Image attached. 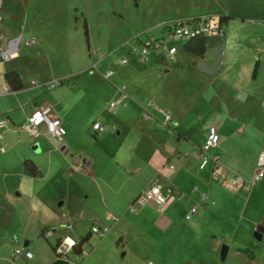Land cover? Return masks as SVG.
I'll return each mask as SVG.
<instances>
[{"label": "rangeland", "instance_id": "rangeland-1", "mask_svg": "<svg viewBox=\"0 0 264 264\" xmlns=\"http://www.w3.org/2000/svg\"><path fill=\"white\" fill-rule=\"evenodd\" d=\"M205 2L4 0L2 39L25 35L32 29L42 32L44 36L46 50L42 51L40 57L23 60L25 54L21 52L24 57L20 59L23 75L35 78L41 76V80L47 82L57 75L60 77L54 80L67 81L70 76L76 81L84 79L80 89L98 94H91L93 96L76 104L74 119L78 132L73 137L72 151L66 154L59 151L60 157H72L71 153L78 156L83 152L94 158L93 170L98 177L90 179L78 172H70L62 184L66 190L71 189L65 192L66 203L59 207L49 200L48 205L37 206L34 201L35 189L43 184L44 179L33 180L32 172L24 168L23 159L20 160L21 157H30L27 154L31 152L30 148L22 143L27 134L23 131L8 132L4 139L5 151L0 150V264H44L50 253L55 255L51 244L56 243L59 235L74 238L85 235L93 221H102L97 215L108 213L121 218L117 222L118 226L110 229L104 237L90 236L84 244L90 255L86 257L85 264H264V237L259 241L251 230L253 219L264 208V177L251 185L249 195L252 193L254 199L253 203L248 204L245 196L237 197L224 189L221 181L213 178L207 167L200 168L198 154L191 150L189 157L176 155L172 159L176 171L182 172L185 169L186 175L180 178L184 193L181 191L177 194L181 197L175 198L177 204L171 211L161 218L162 209L152 211L139 205L134 212L130 210L132 201L128 204V200L140 184L149 182L152 174L150 169L132 174L124 172L114 162L108 163L104 157L110 156L104 150L101 133L97 140L93 131L87 129L104 99L106 85L111 84L110 80L114 81L115 74L107 80L104 71L100 69L97 71L86 67L76 71L85 58L93 57L94 61L103 58L100 63H113L114 72H119L121 76H124L125 68L117 63L119 57L127 56L136 65L148 67L152 59L158 60V56L151 54L149 62L139 63L129 47L122 46L128 41L132 45L142 46L138 35L145 39L147 35L159 32L163 22L206 15L196 13L201 11L202 6H207ZM208 5L214 7L219 3L214 1ZM194 12L195 15H190ZM256 29L258 34L256 30L252 33L262 41L264 25ZM252 33L241 32L239 44L228 50L239 76L248 67L246 64L250 58L240 53L253 45L250 39ZM210 43L208 39L211 48L206 57L198 58L186 50L183 38L180 39L177 54L173 58L161 59L159 67L152 68L144 75L138 74L136 86L143 93L144 99H153L149 96L154 95L158 102L172 105L180 121L189 123L188 126L200 125L207 110L213 109L206 120L218 118L228 121L234 137L241 139L246 132H257L256 129L264 126V76L259 83L249 87L246 86L248 83H243L244 94H237L230 82L220 83L216 80L215 75L221 67L223 45L212 47ZM24 49L25 45H22L21 51ZM261 59L264 64V53ZM163 66L169 67V70H163ZM61 88L66 91L75 89L70 80L51 91ZM217 130L219 132L218 127ZM145 132H139L136 125L128 127L125 141L119 147L116 157L123 158L122 162L128 160L140 163L149 157H159L160 153L172 152L174 144L167 138L159 146L158 141L149 139ZM221 140L220 137L219 145ZM190 145V142L182 141L179 147L189 151ZM247 145L250 151L257 149L253 142L247 141ZM57 155L55 152L53 157ZM76 187L84 188L90 194L83 208L80 207ZM103 193L107 201L102 200ZM203 193L205 197H202ZM146 204L156 207L151 202ZM192 205L197 206V211L190 219H186L185 214ZM63 211L85 216L82 224L76 227L77 233L57 227L53 235H42L39 224L47 219L54 222L55 217ZM56 225L54 223L47 228L52 230ZM26 240L29 241L28 245H25ZM223 245L229 249L222 260ZM16 247H27L34 258L20 254L14 259ZM243 247L252 251V258L248 252L239 249Z\"/></svg>", "mask_w": 264, "mask_h": 264}, {"label": "crops", "instance_id": "crops-1", "mask_svg": "<svg viewBox=\"0 0 264 264\" xmlns=\"http://www.w3.org/2000/svg\"><path fill=\"white\" fill-rule=\"evenodd\" d=\"M204 1H206L205 3L207 6H202L200 8L201 11L196 13L206 15L225 14L231 16V18H229V20L224 24L223 35L207 36L205 38L207 45L205 53L202 56H195L198 58L206 57L207 51L211 48L210 45H208V39L211 40L210 44L212 45V47L218 44H222L223 57L221 61V67L215 75L216 80H218L220 83L226 81L230 82L231 88H233L237 94L242 95L245 92V89H243V83H248L246 84V86L249 87L252 84L259 83L264 76V64L261 59V55L262 53H264V38L262 41H260L257 39V37L253 35L254 32L252 33L253 30H256L255 33L258 34L256 28H258L260 25H264V0ZM214 1H217L219 5H216L214 7L208 5V3H212ZM4 5V0H0V47L4 44L5 40L7 39H2V37L4 36H2L1 30L5 17ZM196 13L194 12L190 15H195ZM244 31H250L252 33L250 39L253 45L243 49V51L240 53L241 56L247 55L250 60L249 63L246 64V66L248 67L243 71L242 76H239V74L237 75L238 71L236 72L235 62L230 60L228 50L231 47H235L239 44L241 37L240 34ZM160 32L161 31L154 32L153 34H160ZM22 36L35 37L36 42L31 45H25V49L23 51H21L20 48V55L18 58L14 59V61L12 60L2 64L0 60V66L3 71V76L2 72H0V83L6 81L4 74L7 71L16 70L19 73L24 86L21 89L15 90L10 94L0 96V116L7 117L9 120L10 129L5 133V137L8 132H22L18 131L19 125H21L25 121V119L29 115H31L36 109L43 106H49L50 115L53 117H57L61 120V123L66 130L62 146L61 143L55 142L47 133H42L37 139H31L27 135L26 137H24L22 143L24 146L30 148L31 152L27 153L30 157H21L20 159H23L24 168L27 167L24 164V161L26 159H29L36 166L37 170L35 173L30 170L32 172L33 180L36 181L41 178L44 179L43 184L39 185L35 189V204L37 206L48 205L50 200V203H54L56 206L58 205L60 207L63 206L64 203H66V197L64 196L65 192L71 190L70 188H67L66 190V187L62 186V184L66 182L70 172H78L84 177L90 179H97L98 177L97 172L93 170L95 165L94 158L85 155L83 152H80L78 156H75V154L71 153L72 157H60L59 153V151H61L62 153L66 154L72 151L73 137L75 136L76 132H78L76 120L74 119V117L76 116L74 115V109L76 104L81 101H84L86 98H90V96L98 94L95 92L92 93L80 89V86H82L84 79L76 81L73 80V78L70 76L71 86L75 87L74 90L66 91L61 88L51 91V89L53 88H48L45 85V83L48 82L41 80V76L37 78H35L36 76H24L23 69L21 66V58L25 57L23 60H26V58L28 59L29 57L35 59L40 57L42 51L46 50V44L44 43V36L42 32L35 31L34 29L29 30L25 35ZM21 52L25 54L24 57H22ZM110 55H112V53H110ZM149 59L147 62H149ZM161 59L163 58L160 56H158L157 61L156 59H152V63L148 67H141L142 65L138 66L133 63L132 60H130L126 64H120L119 59H117V63L124 66L125 68L124 76H121L119 72H114L113 63H100L101 61H103V58L94 61L93 57L88 56L81 64L82 66L77 68L78 70L76 71H80L81 69H84L86 67H91L97 71L100 69L104 72L107 70H111V76L108 79L105 78L107 80H110L112 75L115 74L114 81L110 80L111 84L106 85L107 91L104 94V99H102V101L100 102V108L87 129L90 128L92 130L91 125L95 120H99L107 124L109 127L111 125L116 126L115 130L107 128L105 131L101 132V142L104 145V150L110 156L104 157V159L108 163L113 164L114 162L124 172L127 173H141L144 169H150V172L152 174L151 178L148 180L149 182L146 181L140 184L136 191L133 192V194L130 196L128 204L130 201L133 202L137 195L145 187H148L152 184H158L161 186L163 193L168 197V202L161 208L157 206L154 208L148 204H144V207L149 208L152 211H154V209H162V218L165 214L171 211L172 207L175 204H177V199H175L178 198L177 194L181 191L184 193L183 184L181 183L182 181L180 178L182 175H186V171L185 169H183L182 172L176 171V166L172 163V159L174 160L173 156L178 155V157H189V152H191V150L195 151L198 154L200 150V145L206 137L209 126L215 125L216 128H219V134L222 139L221 144L218 145L215 150L219 154L220 172L223 175L239 174L249 179L255 171L256 161L259 152L264 149V126L260 129H256L257 132H246L245 135L241 137V139L240 137H236V139L228 121H221L218 118L206 120L208 115L213 111V109L207 110L204 116V120L200 125L188 126L187 124L189 123L180 121L172 105L166 104L164 102H158V100L155 99L156 97L154 95L149 96L153 99H144L142 96L143 93L141 92V90L138 89L139 87L136 86L138 82V80H136L137 75H144V73L149 72V70H151L152 68L159 67ZM254 59L256 60L254 61ZM253 61V68L251 71V75H249V69ZM147 62H145L144 64H146ZM192 65L193 64L189 66ZM163 67V70H169V67ZM58 77L60 76H53L51 81H55L54 79ZM34 82H37V84H35ZM118 87H123L125 90L124 101L123 104L117 108V111L110 112L104 104L118 95ZM148 101H154L157 106L171 112L174 121L173 130L169 129V127L163 124L162 118L156 110H151L154 115L152 119H147L141 116V112L143 108L146 107ZM132 125H136L137 130L139 132H144L146 130L145 135L151 140H157L159 146H162V141L167 138L169 142H172L174 144L172 152H167L169 154L160 153L159 157H149L147 160L145 159V161H140V163H131L128 160H124V162H122L121 159L123 158L116 157V155L118 154L119 147L125 141L126 130ZM177 127L183 129V134L178 135L176 133ZM98 134L99 133H96L97 140H99ZM246 138L248 139L246 140ZM244 139L246 141H244ZM111 140H114L116 143H112ZM182 141H188L191 143L189 151L183 150L179 147L181 146ZM247 141L255 143L257 145V149L255 151H250L247 145ZM55 152L58 154L57 157H53V154ZM206 167L208 168L209 173L211 175V164H208ZM210 179L211 177L209 178V180ZM209 185L211 186V180L209 181ZM222 187L237 197L240 196L242 198L243 196H245L248 204L253 203L254 198L253 195H251L252 193L249 195L251 185L248 189H241L239 191L230 190L225 186ZM75 192H77V195L80 198V207L83 208L90 194L86 189L79 187L75 188ZM43 195L46 196V198ZM104 196L105 195L103 193L102 200L107 201ZM108 214H105L104 216L97 215L96 217H98V219L102 221L96 222L108 221ZM263 215L264 208L260 211L259 216L253 219V224L251 226L252 231H255L256 227L261 224V222L263 221ZM83 217L85 216L82 215L80 217V215H77L75 213L63 211L55 217V220H53L54 222H52V220L47 219L44 222H41V224H39V227L41 229L43 227L47 228L49 227V225L55 223L58 225H56V227H54L55 229L52 230H56L57 227H61L67 230L76 231V227H79L82 224V221H84ZM236 217H240V215H236ZM120 219L121 218L118 217L117 222H119ZM117 222L111 224V230L118 226ZM68 224H71L73 226L72 229L66 228V225ZM60 236L61 235H59L58 237ZM87 256L90 257V255ZM54 257L55 255H52L50 253L47 258H45L44 264H48ZM86 257L81 261V264H85L87 259ZM31 258H34V256H32Z\"/></svg>", "mask_w": 264, "mask_h": 264}, {"label": "built area", "instance_id": "built-area-1", "mask_svg": "<svg viewBox=\"0 0 264 264\" xmlns=\"http://www.w3.org/2000/svg\"><path fill=\"white\" fill-rule=\"evenodd\" d=\"M160 34H149L144 39L141 35H138L139 41L142 46L132 45L131 41L125 43L122 48L128 46L134 56L137 57L139 62H147L151 54L160 56L162 58H173L178 52L177 43L183 38L184 43L189 40L197 38H206L210 35H223L224 25L219 23V15H203L191 17L188 19L169 20L161 23ZM36 42L35 37H23L22 35L13 36L7 38L4 44L0 47V60L3 63L12 61L19 57L20 48L22 45H31ZM130 61L127 56L119 58L120 64H126ZM95 65V64H94ZM0 72L2 68L0 66ZM112 74L111 70H107L103 73L105 78H109ZM37 84V82H34ZM48 88H54L59 85V80L45 83ZM7 81L0 83V96L10 94L14 92ZM125 96V90L123 87H118V95L107 102L106 108L114 112L120 105L123 104ZM156 110L162 118V122L169 129L173 130V118L170 111L161 108L156 105L154 101H148L146 107L142 110L144 118L152 119L154 117L151 110ZM91 128L96 133H101L107 128L115 130L116 126L110 127L99 121H93ZM9 120L7 117L0 116V150L5 151L4 137L5 133L9 130ZM18 131L25 132L31 139H37L42 133H47L55 142L62 143L65 138L66 130L63 127L61 120L57 117L50 116V107L43 106L36 109L31 115H29L25 121L19 125ZM220 142V134L215 125H210L205 139L200 145L198 153L199 167L205 168L208 164H211V176L230 190L239 191L241 189H248L250 185L258 183L264 177V149L259 152L257 157L255 171L252 176L247 179L239 174L223 175L220 172V160L219 154L215 151ZM180 194V193H179ZM181 195H178L180 198ZM202 197H205L203 193ZM153 203L157 207L161 208L168 202V197L163 193L161 186L158 184H152L145 187L134 199L130 206L131 211H136L139 205L146 203ZM197 211V206L192 205L185 215L186 219H190ZM106 222H93L89 227L91 235L98 237H104L107 235L111 228V224L117 222L118 217L112 213L107 216ZM72 225H66V228L72 229ZM54 230L47 229L45 236L49 237L53 235ZM79 237L74 238L70 235L60 236L56 239L57 252L61 254L65 259L69 261V264H81V260L88 255L86 248H82L81 254L76 256L73 254V247L79 242ZM20 254H24L25 257H32V252L27 248L16 247L14 249V257Z\"/></svg>", "mask_w": 264, "mask_h": 264}, {"label": "trees", "instance_id": "trees-1", "mask_svg": "<svg viewBox=\"0 0 264 264\" xmlns=\"http://www.w3.org/2000/svg\"><path fill=\"white\" fill-rule=\"evenodd\" d=\"M229 18H231V16H229V15H225V14L219 15V23L221 25L222 24L224 25L229 20ZM84 26H85V29L87 32L86 22H85ZM184 46L189 53H192L196 56H202L205 53L206 47H207L205 38H197L194 40L186 41L184 43ZM4 77H5V80L10 84V86L13 90H19L24 86L23 81H22L19 73L16 70L7 71L4 74ZM70 80H71V78H69L67 81L64 79H61V80H59V84H63L64 82H69ZM183 132L184 131L182 128H179V127L176 128V133L178 135L183 134ZM93 135L96 137V132H93ZM24 164L33 173L36 172V170H37L36 166L29 159H26L24 161ZM46 230H47V228L43 227L41 229V234L45 235ZM90 236H91V234L89 231L85 235L80 236L79 242L73 247V254L74 255L79 256L81 254V250H82L85 242L90 239ZM51 247L53 248V250L55 252V257L48 264H69V261L57 252V243L51 244ZM239 249L243 250L245 252H248L249 257H251V258L253 257V253L248 247H243V248H239Z\"/></svg>", "mask_w": 264, "mask_h": 264}, {"label": "water", "instance_id": "water-1", "mask_svg": "<svg viewBox=\"0 0 264 264\" xmlns=\"http://www.w3.org/2000/svg\"><path fill=\"white\" fill-rule=\"evenodd\" d=\"M55 229V228H53ZM264 234V220L261 222V224H259L255 231H254V235L255 237L261 241L262 240V236ZM28 244V241L25 242V245ZM228 246L227 245H223L222 248H221V259H225L226 255H227V251H228Z\"/></svg>", "mask_w": 264, "mask_h": 264}]
</instances>
